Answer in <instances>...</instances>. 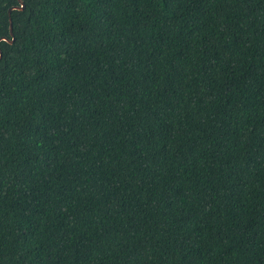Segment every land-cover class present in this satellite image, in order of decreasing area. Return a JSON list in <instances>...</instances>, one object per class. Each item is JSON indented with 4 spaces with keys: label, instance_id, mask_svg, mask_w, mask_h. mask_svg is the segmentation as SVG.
Instances as JSON below:
<instances>
[{
    "label": "trees",
    "instance_id": "16d2710c",
    "mask_svg": "<svg viewBox=\"0 0 264 264\" xmlns=\"http://www.w3.org/2000/svg\"><path fill=\"white\" fill-rule=\"evenodd\" d=\"M0 0V264H264V0Z\"/></svg>",
    "mask_w": 264,
    "mask_h": 264
},
{
    "label": "water",
    "instance_id": "95a60500",
    "mask_svg": "<svg viewBox=\"0 0 264 264\" xmlns=\"http://www.w3.org/2000/svg\"><path fill=\"white\" fill-rule=\"evenodd\" d=\"M18 1H19L18 5H14V6H11L9 8V10H8L9 15H11L12 10H14V9L23 10L25 8L24 0H18ZM10 34H11V36H13V38L11 40L8 37L3 36V37L0 38V41L1 40H8V41L12 42L14 40L13 24H12V19L11 18H10ZM2 56H3L2 50L0 48V60L2 59Z\"/></svg>",
    "mask_w": 264,
    "mask_h": 264
}]
</instances>
